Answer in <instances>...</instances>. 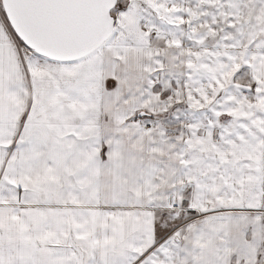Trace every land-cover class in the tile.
Instances as JSON below:
<instances>
[{"label": "snow or ice", "instance_id": "6c2138e0", "mask_svg": "<svg viewBox=\"0 0 264 264\" xmlns=\"http://www.w3.org/2000/svg\"><path fill=\"white\" fill-rule=\"evenodd\" d=\"M0 264H264V0H0Z\"/></svg>", "mask_w": 264, "mask_h": 264}]
</instances>
